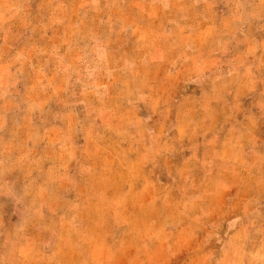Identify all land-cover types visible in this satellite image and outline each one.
<instances>
[{
  "label": "rangeland",
  "instance_id": "rangeland-1",
  "mask_svg": "<svg viewBox=\"0 0 264 264\" xmlns=\"http://www.w3.org/2000/svg\"><path fill=\"white\" fill-rule=\"evenodd\" d=\"M115 4L0 0V53L26 58L23 101L39 102L6 117L46 124L0 149V264H264V44L256 77L242 68L201 88L205 65L230 63L149 61L154 45L129 29L145 17ZM235 5L248 18L233 43L264 40V0H187L186 22ZM91 19L102 27L83 28ZM171 35L162 48L178 54L188 32ZM16 87L0 86V112L20 103Z\"/></svg>",
  "mask_w": 264,
  "mask_h": 264
},
{
  "label": "crops",
  "instance_id": "crops-1",
  "mask_svg": "<svg viewBox=\"0 0 264 264\" xmlns=\"http://www.w3.org/2000/svg\"><path fill=\"white\" fill-rule=\"evenodd\" d=\"M117 1L124 5L121 11L118 12L129 15L133 14V12H135L136 14L138 12L140 14L142 13L145 17V19L143 20H137L136 18V23L130 26L129 29L134 38L136 37L139 39H143L146 41V44L154 45L153 50L150 52L151 57L148 59L149 61L163 62L166 64L173 61H194L198 63L211 64L213 62L217 63L221 59H223L228 61L230 65L232 63L231 68H229L230 65H228L227 67H220L216 70L213 69V65H205L207 69H205L204 72H206V70L209 71L206 75L209 81L207 82V80L204 79L205 82L204 84H202L201 88H208V86H211L210 82L212 78L217 77L218 80L233 79L234 76H236V70L242 68L250 70V72H248L249 76L256 77L255 73L256 71H258V68H250V65L248 64L253 62V60L256 59L255 56L258 55V53H255V55L252 54V50L254 49V47L260 50V47H262V45L264 44V40L249 39L243 36L239 38V43H233V40H231L232 36H229L232 35L234 30L238 31L244 25V21L246 20V18H248L246 15V7L244 5H235L234 7L226 9L222 12L215 8H208L204 11L198 12L202 16L201 22L187 23V0H177V2H179L178 7H175L173 5L174 0H157V2L150 3L149 6L147 5L140 7V9H133L134 7L130 8L128 6L126 7L127 0H104V3L108 5L112 4V6H114L116 5L115 3ZM94 10L95 9L89 11L83 9L81 12H84V14L87 16L95 13ZM226 12L227 25H223V20H221V23L218 22L220 16H217V14H226ZM176 13H178L179 15L178 19L172 17V15ZM102 24L103 23L100 20L93 21V19H91L89 22L82 24V27L89 30L99 29L102 27ZM69 26L70 27L66 28L72 29L71 23L69 24ZM161 27H164L166 34L160 32ZM224 27H227V29L224 30ZM109 28L114 29L115 27L110 25ZM52 29H54V27H52ZM175 29H178L180 34L188 32V35L190 37L180 38L181 47L178 51V54L176 53L177 50L175 49L162 48V45L167 47L170 46L173 41H176V37L171 35L172 31H174ZM191 34L192 36L196 37H193L194 39H192ZM198 38L200 39V41H197ZM208 43L212 48L203 49V47L208 46ZM234 45L242 46L244 47V49H242V52L239 50L237 53L235 52L234 48H232ZM21 54L22 53H19L17 56L21 58ZM24 57H26V55H24ZM17 60L19 61L20 66H17L15 64ZM25 62L26 58L21 64V60H19L18 58L14 59L13 57H8L6 54L0 53V86H4L5 90L7 91L8 89H11L10 87H16V85H18L19 87L13 88L14 92L10 93L16 95V97L20 99V103L17 104L8 101V103L4 104L0 112V149L2 150V146L5 142H7V144L4 146L6 147L7 153H11L12 149L17 151L20 148H24L17 147L16 142L24 143L26 141V137H28V134L30 132L33 135H42L41 132L44 131V126L46 125L43 124V120L41 118H28L26 120H24L23 118L22 120V118L12 119L6 117L7 113L11 111L17 113V109H23L27 107V105L31 106V108H33V106L39 105L38 100L29 99L23 101L24 93L27 91V88L29 86L35 85L30 81L23 80L22 74L26 66ZM168 69L171 74H178L179 72V69L175 67H168ZM39 75L40 72H38L36 79H38ZM231 81L233 82V80ZM92 89L96 93H100L101 90L100 87H92ZM118 89L119 94L122 95V86L118 87ZM232 91L233 89H230V92ZM235 101L236 100L234 97V100L232 101L234 102L233 104H235ZM223 105L228 106L227 103H224ZM118 122L116 120L114 123L119 124ZM13 129H16V137H14V135H12V137H8L11 132L10 130ZM52 129L54 128H51V130ZM87 142H89V140L84 141V143ZM220 151L221 150H217L216 153H221ZM74 156L75 154L73 152L66 154L67 158L73 159Z\"/></svg>",
  "mask_w": 264,
  "mask_h": 264
}]
</instances>
